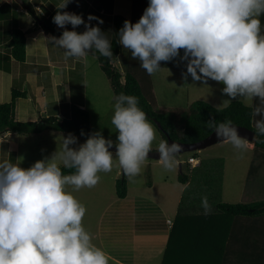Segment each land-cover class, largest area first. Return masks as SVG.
Listing matches in <instances>:
<instances>
[{
	"label": "clouds",
	"instance_id": "9594fccd",
	"mask_svg": "<svg viewBox=\"0 0 264 264\" xmlns=\"http://www.w3.org/2000/svg\"><path fill=\"white\" fill-rule=\"evenodd\" d=\"M70 2L56 6L53 17V23L64 29L62 34L42 39L63 49L67 57L80 59L99 52L112 58L108 33L90 23L98 18L89 15L86 23L83 14L64 11ZM262 17L264 0H149L140 19L125 20L116 36L149 75L164 69L161 62L179 58L186 62L185 81L190 76L205 86L209 80L223 85L222 94L228 99L217 108L233 101H259L251 116L255 135L264 136ZM81 25L83 32L75 30ZM114 99L115 142L97 131L73 147L78 138L69 133L63 136L62 147L30 167L0 162V264H110L107 252L86 229L87 207L74 192L95 187L100 173H110L114 164L126 176L139 177L156 139V127L138 97L122 92ZM206 123L220 143H230L241 153L247 150L249 140L231 120L217 122L211 117ZM156 152L163 168L172 171L182 145L161 140ZM196 159L195 165L187 162L191 171L200 164ZM202 207L206 215L211 213L207 196Z\"/></svg>",
	"mask_w": 264,
	"mask_h": 264
},
{
	"label": "crops",
	"instance_id": "0c3cea01",
	"mask_svg": "<svg viewBox=\"0 0 264 264\" xmlns=\"http://www.w3.org/2000/svg\"><path fill=\"white\" fill-rule=\"evenodd\" d=\"M89 1L95 2V0H71L64 11L83 14L85 22L89 23L88 16L91 14L82 8V3H89ZM61 2L66 3L67 0H24V5L16 3L15 0H0V104L11 102L15 80H20L23 89H30L31 93L28 98L17 99L16 118L20 122H36L37 117L50 116L63 119L65 106L72 103L73 80L80 78L81 75H86L87 57L80 59L67 57L63 49L42 39L51 36L59 37L52 32H46L40 18L49 17L57 10L56 6ZM138 4L139 1L137 3L135 0H110L109 3L105 4V7H101L95 12L96 16L94 17L98 19L92 20L90 23L93 26H99L108 33L109 39L112 41L113 17L122 16L131 20L135 5L137 9ZM27 5L31 6L32 12ZM142 5H147V2H143ZM34 15L36 17L39 15L38 19ZM100 20L103 21L102 24L99 23ZM36 21L38 25L32 26ZM57 28L59 27L57 26ZM67 28L73 30L71 25H68ZM15 29H20L26 33L24 63L15 60L11 54V33ZM59 29L62 34L64 29ZM84 30L85 27L82 25L78 31L83 32ZM137 62L140 61L132 58L130 50L122 48L114 65L124 75L126 71H136L137 73V70L139 71ZM77 105L82 109L89 110L87 98L83 103ZM67 115L69 117V113ZM48 132L61 134V136L68 134L55 131L30 135L1 134L0 162L5 160L12 162V154L20 152L24 140L36 136L43 137ZM36 161L38 159L33 158L28 165L31 166ZM156 163H158L157 167L162 166L158 160ZM151 168H153L152 164ZM175 169L178 170L176 179L182 187H177L179 190L174 191L171 200L174 202L173 208L178 205L176 210H173L174 220L163 218L164 221L162 219L155 224L150 221L149 225L146 221L144 225H141L142 227L134 228L131 231L133 241L129 244L135 251L122 249L120 256L114 257L115 263L162 264L167 255L171 256L177 264H264V216L235 218L221 214L206 215L202 207V199L201 203L195 200L193 205L184 204V208L181 209V201L183 200L181 196L185 190L188 191L193 187V181L191 182L190 177L187 184L180 183L178 177L181 171L184 172L183 167L178 162ZM168 181L169 178L166 177L163 182L167 184ZM246 186L245 183L243 185L244 192H246ZM254 187L253 195L255 196L261 189H259V185ZM153 188V184L149 186V189L136 187L133 193L137 195L136 198H139L137 201L145 207L146 215H156L159 219L158 214L163 216L167 210L164 208L166 199L151 197L153 200H149L148 197H145L149 194L152 195ZM197 193L203 194L200 191ZM250 193L252 192L250 191ZM151 203L157 206L153 208ZM169 204L167 208H170ZM212 212H214L213 209ZM175 233L177 240L172 242V247L169 249V242ZM99 235L96 232L93 237L98 243ZM118 247L122 248L123 246L118 245ZM131 255L134 260H130Z\"/></svg>",
	"mask_w": 264,
	"mask_h": 264
},
{
	"label": "rangeland",
	"instance_id": "374dc122",
	"mask_svg": "<svg viewBox=\"0 0 264 264\" xmlns=\"http://www.w3.org/2000/svg\"><path fill=\"white\" fill-rule=\"evenodd\" d=\"M107 2L109 3L110 0H95L93 3L90 1L89 3L84 2L82 3V8L92 16H96L95 12L101 7H105ZM106 20L108 19L106 18ZM181 55H183V50H181ZM86 61V75H81L80 78H76L72 82V103L69 106V103L65 106L66 109L63 110L65 114L64 118H67L68 113L70 115L72 104L83 103L87 98L92 128L102 131L106 139L111 138L115 142L117 140V129L111 123V120L114 114V98L116 96L107 76L101 70L97 58L89 55ZM137 63L139 64V71L137 70L138 79L143 85L146 96L150 98L158 110L167 111L172 108L183 110L189 108L197 101L207 102L217 108L224 99H228V97L222 94L221 89L223 85L215 81L209 80L206 86L201 82H194L190 76L185 81L183 73L186 72V62H181L179 58L170 62H161V67L164 69L153 75H149L140 67V62ZM16 85V88L22 90L18 81ZM240 102L246 106H253L254 104V101ZM51 110L54 111V109ZM37 118L39 120V117ZM49 133H46L43 137L36 136L24 140L22 142L24 145L20 148V152L12 154V163H22V167L27 168L30 167L28 163L33 158L41 160L45 156L50 157L52 152L62 147L63 136L57 133ZM76 137L78 138V144L73 147H78L79 144L86 141L84 138ZM161 140L162 136L156 127V139L152 144V150L157 149ZM257 152L254 149V142L248 144V148L244 153L235 149L230 143H217L206 149L197 151L196 154H180L178 155V162L179 165H182L184 172L191 177V182L194 180V187L199 181L208 184V186L206 184H200L199 186L207 188L208 202L210 201L211 208L216 210L218 202L239 204L264 201V191H259V194L254 196L253 192L255 189L252 193L249 191L244 192L243 189V185L247 182L249 170L254 163L253 161L257 160ZM193 155L194 157L199 155L200 160L204 163L203 168L194 174L191 173L190 166L187 163L188 159ZM19 157L24 158L23 162L16 160ZM156 161L154 159H147L144 162L140 176L137 178L126 176L119 165L114 164L110 173H100L101 180L95 187H85L74 192L77 199L87 207V214L83 223L86 229L92 233L93 237L96 232L100 234L98 238L99 243L94 239L93 242L107 252L110 264H117L114 257H119L123 251L122 249L128 251L132 249L135 251L129 244L133 241L131 231L134 228L142 227L141 225H144L146 221L149 225L150 221L155 224V222L161 221L163 218L171 220L175 218L173 210L178 205L173 208L174 202H171V200L174 191H178L177 187L181 186L176 179L178 170L167 171L163 166L157 167L158 163ZM149 163L153 165V168H151V164L148 165ZM259 168L257 167V171ZM257 171L254 183L264 185V170L259 169L258 173ZM122 174H124L128 185V194L125 199H120L116 191V181ZM166 177L169 178L167 184L163 182ZM151 184L154 187L153 193L145 197H148L149 200H153L151 197L166 199V203H164L166 204L164 208L167 209L165 211L166 214L164 213L163 216L162 214H158L159 219L156 215H146L144 211L145 207L137 201L139 198H136L137 195L133 193L136 187H139V189H149ZM194 187L188 191L185 190L181 196L182 199L183 197H192V200L188 199L190 205L195 203V200L201 203L202 199L199 196L200 194L197 193V190L199 191L198 186L196 190H194ZM168 204L170 208H167ZM151 206L154 208L157 205H152L151 203ZM124 240L125 242H123ZM118 245H122L123 247L120 248ZM130 260H134L132 255ZM121 261L127 262L126 260Z\"/></svg>",
	"mask_w": 264,
	"mask_h": 264
},
{
	"label": "trees",
	"instance_id": "16d2710c",
	"mask_svg": "<svg viewBox=\"0 0 264 264\" xmlns=\"http://www.w3.org/2000/svg\"><path fill=\"white\" fill-rule=\"evenodd\" d=\"M138 1L139 4L137 9L135 5L134 15L131 19L133 23L140 19L149 2V0H135L137 3ZM141 1L142 3L147 2V5H142V3H140ZM27 7L32 12L31 6L27 5ZM56 12L57 10H55L49 17H41L40 20L42 22L43 29L46 32H52L53 34L60 36V29L57 28V25L53 23V17L56 15ZM38 17L39 15L36 18L38 19ZM261 19L264 21V17ZM125 20L127 19L122 16L113 17V38L111 41L112 51L114 53L113 57H104L99 52H96L93 56L97 58L101 70L107 76L115 96H118L123 92L125 94L135 95L138 97L139 106L145 111L149 119L157 127L163 140H172L185 144L197 143L214 132V129L209 128L206 123L211 117H215L217 122H222L226 119L231 120L234 125L251 129L254 132L256 131L251 113L253 111V107L255 104H258L259 101H254L253 106H246L240 101H234L225 108H216L207 102L197 101L189 108L183 110L178 108H172L167 111H163L161 109L158 110L150 98L146 96L143 90V85L138 79L137 73L134 71H126L125 74L122 75L120 70L114 65L116 57L122 51V46L119 45L116 34L123 27ZM81 26H79L76 30H80ZM10 44L12 52L11 54L14 59L18 62L24 63L26 57V33L20 29L13 30L11 33ZM17 81L20 83V88H22V90L16 88ZM30 95V90L23 91L22 82L16 79L12 89L11 102L0 104V135L3 133L30 135L40 134L45 131H55L68 134L72 133L75 136L84 138L86 140L93 132H97V130L91 126L89 112L86 109L80 108L77 104L71 105V112L67 118L59 119L58 117L50 116L40 117L37 122L18 121L16 118L17 99L28 98ZM256 119H259V117H256ZM82 132L85 133V135H81ZM254 149L256 152H261H257V160L253 161L254 163L249 170V175L246 182V191L252 192L256 184L259 185V189H261L260 192H263L264 185L254 183V181L256 178L255 173L257 171V167H260L259 169L264 170V136L256 135ZM155 151L156 150H152V152ZM194 154H196V152H194ZM195 158H199V155H196ZM203 165V161L200 160L199 166L193 169L192 174L200 171L203 168ZM69 171L70 170L67 169L65 170L66 173ZM178 179L180 183L187 184L190 176L181 171ZM200 184L206 183L199 181L195 187L192 184L194 190H196L198 186L200 193H203L200 195V197H208V192L206 191L207 188L200 187ZM206 185L208 186V184ZM116 191L120 199H125L127 197L128 185L124 174H122L121 177L116 181ZM191 198L192 197H190L189 200H192ZM184 204L190 205L188 203V197H183V200L181 201V209L184 208ZM212 214H221L235 218L264 216V201L262 200L261 202L239 204L218 202L216 205V210L210 213V215ZM176 240L177 234L175 233L169 242V249L172 247V242L174 243ZM162 264H177V262L173 261L171 256L166 255Z\"/></svg>",
	"mask_w": 264,
	"mask_h": 264
},
{
	"label": "water",
	"instance_id": "95a60500",
	"mask_svg": "<svg viewBox=\"0 0 264 264\" xmlns=\"http://www.w3.org/2000/svg\"><path fill=\"white\" fill-rule=\"evenodd\" d=\"M16 3L20 4V5H24V0H15ZM239 129L240 135L242 137H245L249 140V142H254L256 135L255 132L251 129L245 128V127H241V126H237L234 125ZM175 141L169 140V143H173ZM221 142V138H219L215 132L211 133L208 137H206L205 139L198 141L197 143H192V144H185V143H181V142H175L178 145H182V152L180 154H184V153H193V152H197L203 149H206L212 145H215L217 143ZM112 151H116L115 148L111 149ZM179 154V155H180ZM149 159H154V160H158L159 159V153L158 152H150L149 153Z\"/></svg>",
	"mask_w": 264,
	"mask_h": 264
},
{
	"label": "built area",
	"instance_id": "2783aa9c",
	"mask_svg": "<svg viewBox=\"0 0 264 264\" xmlns=\"http://www.w3.org/2000/svg\"><path fill=\"white\" fill-rule=\"evenodd\" d=\"M35 25H38V22L37 21L32 24V26H35ZM188 162L190 164H192V165H195V164L198 163V160L195 157H190L189 160H188Z\"/></svg>",
	"mask_w": 264,
	"mask_h": 264
}]
</instances>
